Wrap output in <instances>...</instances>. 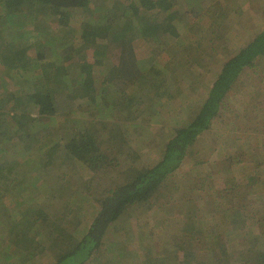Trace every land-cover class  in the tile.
Segmentation results:
<instances>
[{
  "label": "trees",
  "instance_id": "trees-1",
  "mask_svg": "<svg viewBox=\"0 0 264 264\" xmlns=\"http://www.w3.org/2000/svg\"><path fill=\"white\" fill-rule=\"evenodd\" d=\"M183 1L191 3L197 17L194 24L187 18H183L182 23L190 34L193 32L196 37H207L209 40L211 35L207 27L211 28L214 24L209 14L212 8L209 0H109L106 5L98 0H0V33L4 34L0 38V74L12 79L10 86L4 92L0 91L3 93L0 97V172H11L6 177L1 176L0 205L5 206L3 198L10 197L22 210L20 214H13L16 211L9 207L13 216L4 218L1 209V217L7 219L2 223L5 229L2 227L3 242L0 241V247L6 249L5 260L14 259L12 264H19L20 261L22 264H98L104 259L105 248L115 244L109 235L116 229L124 213L133 210L136 205L157 202L167 191H173L170 179L187 157H192L196 164L201 163L195 154V146L220 114L224 98L244 71L254 70L257 62L264 60V26L256 34H251V39L222 62L216 79L200 100L194 116L168 131L170 138L156 145V137L165 139L167 130L158 129V134H164L156 135L152 125L158 121L154 117L157 112L155 107L163 108L166 103L162 98L155 104L152 102L153 93L158 91V87L147 78L150 58L141 60L137 56L134 41L141 37L153 44L162 42L169 35L178 36L177 5ZM80 9L82 14L78 15ZM112 53L117 59L113 66H109L104 62L113 58L110 57ZM178 61L173 64V61L167 62L171 64L168 68L179 65ZM173 68L171 70L175 72ZM154 69L159 71H156V75H161L163 79L160 81V88L163 89V71L159 67ZM12 85L18 88L16 92ZM117 85L121 89L114 91L118 93L116 99H110L109 92ZM77 86L83 90L92 110L101 107V111L126 113L129 118H134L135 113L139 112L134 119L140 122L145 120L138 123L147 130V136L135 139V134H131L134 137L128 140L127 130L131 123L120 122L116 126L101 123V129L88 132L87 140L80 144L78 138L70 140L66 158L69 155L73 157L71 161L77 162L80 173L77 175L76 166L70 170L72 172L64 173L65 177L63 173H58V177L62 175L61 180L57 179L58 183L38 187V194L42 190L47 192L40 195L48 201L65 198L62 217L65 224L60 225V220L52 219L48 210L36 203L34 197H28V205H23L26 202V199L23 200L26 193L23 192L32 184L24 185L25 182L16 177L11 178L14 168L9 163L20 157L19 152L14 151L20 142L23 141L27 149L39 143L41 129L49 126L46 119L51 122L56 119V105L62 96L69 93L75 99L84 98L76 93ZM163 95V98L175 99L172 93L170 97ZM176 107L181 111L191 110L193 106L183 104ZM50 126L57 130L62 124L59 127ZM9 129L14 132L13 135L4 133ZM24 136H28L30 141H25ZM245 143H248V139ZM41 145L39 143L37 146L45 156L44 144ZM126 147L145 159L149 152H154L155 162L142 165L135 159L124 166L122 159V172L115 185L101 189V194L97 191L92 193L91 182L98 179L105 169H115L121 163L119 154ZM240 154L245 156L247 153ZM55 158L56 155H48V160L52 162ZM84 166L89 168L85 170ZM97 169L102 171L96 172ZM73 174L78 178L73 180ZM249 179H255V176ZM70 181H83V187L94 196L90 204L97 205L96 214L85 229L80 228L84 221L71 207V197L77 193L69 192L71 187L67 185ZM254 181L257 182L237 179L235 188L251 186L255 199L261 200L264 182L260 179ZM213 195L215 207L207 210L209 201L203 200L195 215L187 214L180 219L179 222L190 228L196 221V229L188 239L176 244L173 252L177 258L172 264H192L188 262L191 259L194 260L193 264H264V230H253L258 222L257 216L264 218V207L255 205V215L250 218H246L243 208H240L237 215L242 218L233 219L221 190ZM238 205L240 203L234 201V207ZM207 215L213 224L208 225L211 229L208 233L201 235L197 226L209 224L205 220ZM70 226L76 229L71 231ZM217 226L221 228L217 229ZM244 241L247 243L241 245ZM252 244V247H248ZM240 246L247 249L240 250ZM170 252L167 248L156 252L141 246L136 252V264H169L172 262Z\"/></svg>",
  "mask_w": 264,
  "mask_h": 264
},
{
  "label": "rangeland",
  "instance_id": "rangeland-1",
  "mask_svg": "<svg viewBox=\"0 0 264 264\" xmlns=\"http://www.w3.org/2000/svg\"><path fill=\"white\" fill-rule=\"evenodd\" d=\"M98 1L104 5L109 3V0ZM209 1L212 7L209 9V14H211V19L214 21L211 28L210 26L207 27L209 35H211L209 40L207 37H196L193 32L190 34L187 26L182 23L184 21L183 18H187L191 24H194L195 17H197L191 8V3L183 1L181 5L180 3L177 5V12L179 11L178 17H176L178 18V36L169 35L167 38L164 37L165 40L162 42H155L153 44H149L141 37L134 41V50L137 56L141 60L150 58L148 61L150 65L147 67V78L158 87V91L153 93L154 98L152 102L155 104L162 98L164 99V104L166 103L163 108L155 107L157 112L154 117L158 121H154L152 125L156 135L159 133L158 129L167 130L165 139L160 136L164 134L163 132L157 135L160 137H156V145L165 142L166 139L170 138L171 135L169 133L175 127L186 123L187 120H190L194 116L200 100L206 95L209 86L216 79L222 62L230 54L235 53L234 51L242 47L244 42L251 39V34H256L264 26V0ZM77 14L81 15L82 9ZM3 36L4 34L0 33V38ZM112 56L113 58L106 60L104 63L113 66L117 58L113 53L110 57ZM176 60H179L178 63L180 64L170 66L171 68H177H173L175 71L173 72L168 66ZM169 61L173 62L167 64ZM149 67L151 68L149 69ZM158 67L159 70L163 71L162 74L165 77L163 89L160 88V81L163 79L161 75H156L157 69H154ZM11 80L8 76L0 74L1 92H4L10 86ZM77 87L76 93L83 97V90L79 89V86ZM12 88L15 92L18 90L13 85ZM120 89L118 85L114 87L109 92L110 99H116L118 93L114 91H120ZM253 89H255L254 92ZM171 93L175 97L174 100L161 96L162 94H167L170 97ZM2 95L3 93H0V97ZM74 99L75 96H69V93H66L58 100L56 105L54 113L56 117L55 121L51 122L49 119H46L49 126L42 128V135L39 136L40 145L44 144L43 154L45 156L41 154L37 146L39 143L32 144V148L27 149L22 141L19 145L15 146L17 150L13 149L19 152L18 155L20 157L9 163L14 168L11 178L16 177L19 181L25 182L24 185L28 183L32 184L30 187L27 186L23 192L26 193V196L23 198V200L26 199V202L23 205H28V197H34L36 203L43 205L44 209L48 210L52 219L58 218L60 220V225L65 224V221L62 219L65 213V198L62 197L57 201H48L40 195H46L47 192L42 190L38 194V189L42 188L46 183H58L57 181L61 180L62 177V175L58 177V173H63V177H65L64 173H68L77 166V162L71 161L72 156L69 155L66 158L70 140L78 138L77 140L80 144L83 140L85 141L88 132H95L99 128L101 129V123L116 126L120 122L131 123V126L127 130L129 134L128 140L129 138L133 139L134 136H130L131 134H135V139L147 136V130L141 128L140 125L145 120H141L140 122L134 119L139 112L135 113L134 118H129L126 113L119 114L109 110L101 111V107H96L97 109L92 110L86 96ZM255 99L257 101H254ZM183 104L184 106L193 107L191 110L185 109L180 111L176 106ZM247 111L250 112L248 113ZM143 118L145 119L146 117L144 116ZM60 124H62L60 126L62 128L59 127ZM50 125H56L59 129L56 130ZM253 125L257 126L254 127ZM136 130L138 131L135 132ZM168 131L170 132L168 133ZM4 133L14 134L10 129L5 130ZM23 139L25 141L29 140L28 136H24ZM247 139L248 143H245ZM101 140L106 144L103 138ZM99 150L100 152L102 151L101 148ZM195 150V154L201 160V163L196 164L192 157H187L183 165L175 172L173 178L170 179L173 191H167L157 202L136 205L133 207V210L124 213L116 224V229L109 235L115 244L111 245L108 249L105 248L104 259H102V262H100V259V263L98 264H136L138 261L136 252L141 246L149 247L156 252L167 248L171 251L169 257L172 262H169V264L176 262L177 257H175L176 255L173 252L174 247L177 243L188 239L193 229H196V221L193 228H190L189 225L179 222L180 219L187 214L191 216L195 215L198 208L203 205L201 203L203 200L209 201L206 209L210 210L215 205L213 194L217 191L221 190L222 194L226 197V205L229 206V213L234 216L233 219L241 217L237 215V210L240 208H243L242 210L246 214V218H250L255 215L253 211V207H256L255 205L260 204L258 207H264L262 206L264 204V187L261 188L260 192L261 200L255 199L252 194L254 190L251 186L235 188L237 179L245 180L248 183L257 182L254 181L255 179H260L261 182H264V60L257 62L254 70L243 72V76L240 77L239 81L233 86V89L224 98L220 114L215 118L212 127L201 136L195 146ZM230 151L231 153H229ZM242 152L247 153V156H241L240 153ZM136 153L126 147L119 154L121 163L117 164L115 169L113 167L107 168L104 171L97 169L96 172H102L98 179L96 178L91 182L92 193H96L97 191L101 194L103 191L101 189H109V187L115 185L118 175H121L122 172V165H120L122 164V159L125 162L124 166H126V163H133L132 161H135V159L142 165L155 162L156 155L153 154L154 152H149V155L145 156L147 159L149 157V160L138 157ZM52 154L56 155L53 162L52 160H48V155L53 156ZM24 160L26 162H23ZM88 168V166L83 167L85 170ZM78 170L77 166V175L80 173ZM10 173H7V171L0 172V180L1 176L6 177ZM253 175L255 179L250 180L249 178ZM67 177L69 180L71 179L70 176ZM76 178L78 177L73 174V180ZM69 180L67 181L69 182ZM83 181L81 183L70 181L71 183L67 185L71 187L69 192L74 191L77 193V195L71 197V207L74 213H78L84 221L80 227L81 229L86 228L88 222L96 214L97 208L95 203L90 204L94 196L83 187ZM65 182L66 180L63 183ZM190 183H195V185H191ZM85 199L88 202L85 203ZM234 201H238L240 205L234 207ZM3 204L5 206L0 205V213L2 209L1 215L4 218L9 217V215L13 216L17 212L19 214L22 213L20 205L10 197L3 198ZM9 207H12V211L16 212L11 214L12 211H10ZM1 215L0 241L3 242L4 226L2 223L7 219L2 218ZM243 218L246 219L244 216ZM257 219V225L253 227V230L263 231L264 218L257 216ZM205 220L209 224H204L205 226L203 225V227H201L202 225L197 226L201 235L204 232L208 233L211 230L208 225L212 226L213 224L210 216L207 215ZM73 226H70L69 230L74 231L76 228ZM219 227L221 228V226H217V229ZM245 243L247 242L244 241L241 245ZM252 246L253 244L248 247ZM245 248L244 246H240V250H244ZM5 253L6 249L0 247V264H12L14 259L5 260ZM42 261L43 259L40 260V262ZM20 262L18 263L20 264ZM188 262L193 264L194 260L191 259Z\"/></svg>",
  "mask_w": 264,
  "mask_h": 264
}]
</instances>
